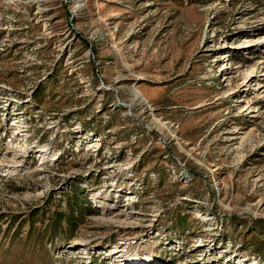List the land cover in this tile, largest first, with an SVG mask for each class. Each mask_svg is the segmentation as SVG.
Returning a JSON list of instances; mask_svg holds the SVG:
<instances>
[{
  "label": "rangeland",
  "instance_id": "obj_1",
  "mask_svg": "<svg viewBox=\"0 0 264 264\" xmlns=\"http://www.w3.org/2000/svg\"><path fill=\"white\" fill-rule=\"evenodd\" d=\"M0 264H264V0H0Z\"/></svg>",
  "mask_w": 264,
  "mask_h": 264
},
{
  "label": "trees",
  "instance_id": "obj_2",
  "mask_svg": "<svg viewBox=\"0 0 264 264\" xmlns=\"http://www.w3.org/2000/svg\"><path fill=\"white\" fill-rule=\"evenodd\" d=\"M55 215H56V217L53 220V228H52L53 232H52V235L55 234L57 230L61 229L60 223H61V220H62L61 219L62 218L61 217L62 214L56 213ZM66 220L69 223V229H72V228L76 227L78 219H77V216H75L73 213H71L70 216H66Z\"/></svg>",
  "mask_w": 264,
  "mask_h": 264
},
{
  "label": "bare ground",
  "instance_id": "obj_3",
  "mask_svg": "<svg viewBox=\"0 0 264 264\" xmlns=\"http://www.w3.org/2000/svg\"><path fill=\"white\" fill-rule=\"evenodd\" d=\"M137 95H139V93Z\"/></svg>",
  "mask_w": 264,
  "mask_h": 264
}]
</instances>
